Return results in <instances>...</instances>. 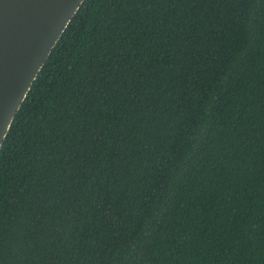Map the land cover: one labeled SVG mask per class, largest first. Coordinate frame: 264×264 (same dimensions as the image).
Returning <instances> with one entry per match:
<instances>
[{"label": "trees", "instance_id": "trees-1", "mask_svg": "<svg viewBox=\"0 0 264 264\" xmlns=\"http://www.w3.org/2000/svg\"><path fill=\"white\" fill-rule=\"evenodd\" d=\"M0 264H264V0H84L0 147Z\"/></svg>", "mask_w": 264, "mask_h": 264}, {"label": "water", "instance_id": "water-1", "mask_svg": "<svg viewBox=\"0 0 264 264\" xmlns=\"http://www.w3.org/2000/svg\"><path fill=\"white\" fill-rule=\"evenodd\" d=\"M84 0H0V147L52 48Z\"/></svg>", "mask_w": 264, "mask_h": 264}]
</instances>
